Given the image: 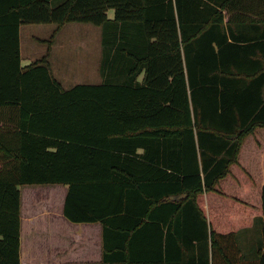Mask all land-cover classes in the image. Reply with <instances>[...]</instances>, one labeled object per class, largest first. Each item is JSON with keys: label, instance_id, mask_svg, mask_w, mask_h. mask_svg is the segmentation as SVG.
<instances>
[{"label": "trees", "instance_id": "obj_1", "mask_svg": "<svg viewBox=\"0 0 264 264\" xmlns=\"http://www.w3.org/2000/svg\"><path fill=\"white\" fill-rule=\"evenodd\" d=\"M73 21L102 27L100 83L53 74ZM26 23L56 27L23 65ZM258 130L264 0H0V264H21V186L47 183L68 185L69 220L103 224V260L64 264H264V174L257 216L249 183L220 191Z\"/></svg>", "mask_w": 264, "mask_h": 264}, {"label": "rangeland", "instance_id": "obj_2", "mask_svg": "<svg viewBox=\"0 0 264 264\" xmlns=\"http://www.w3.org/2000/svg\"><path fill=\"white\" fill-rule=\"evenodd\" d=\"M113 14V9H110L109 15L113 16ZM55 27L56 23H26L21 25L20 33L23 65H27L32 60H36L46 53L48 45L47 42L43 40L51 38ZM52 49L53 53L50 60L52 62L53 74L65 87H71L77 83H97L102 81L99 70L102 52V27L100 25L91 22H68L63 26L61 31L57 33L56 41L53 43ZM62 55L71 63L68 64L67 61H62ZM67 55H70V57ZM58 64L62 66L64 64L62 69ZM96 78L98 80H96ZM244 147L242 156L245 157V153L246 161L244 164L246 166L234 168V179H228L227 185H224V183L221 184L220 191L224 192L225 188L236 186V181H238L239 185L249 183L252 186L256 181V177L264 174V133L261 135V131L259 130L255 132V135L249 138V141ZM63 187H67V185L47 183L35 185L30 187L31 189L23 187V191L24 196L28 199L27 202L35 200V197L41 198V201L34 205L38 207L36 212L40 213L49 210V213L53 215L57 211L59 212L64 209V202L61 197V189H63ZM240 192L242 193V191ZM247 192H249V194L247 193L245 199L249 200L251 206H253L254 215H257L260 211L259 198L256 193L257 189L252 186V189ZM48 197L53 199V202H50L51 200L49 201L47 199ZM241 197L244 198L242 195ZM30 213L33 215V212ZM68 224L74 225L76 223L68 220ZM57 230L67 229L64 226H59ZM259 236L260 228L257 222L242 229L239 238L248 256H250L251 253V246L255 244ZM48 239L49 241L52 239L51 241H54L60 246L63 244L65 246L66 244L61 240L60 235L57 236L54 234L53 236L51 235V237L49 236ZM25 241L26 244H29L33 242V237L26 234Z\"/></svg>", "mask_w": 264, "mask_h": 264}, {"label": "crops", "instance_id": "obj_3", "mask_svg": "<svg viewBox=\"0 0 264 264\" xmlns=\"http://www.w3.org/2000/svg\"><path fill=\"white\" fill-rule=\"evenodd\" d=\"M246 5L248 6L249 9L258 7L256 4L253 3H249ZM52 53H53V49L51 51V55ZM21 55L23 60L22 45H21ZM67 56L70 57V55ZM61 58L62 61H67L68 64L71 63L67 58L63 57V55ZM33 61L34 60H32L31 62ZM50 63L52 68L51 60ZM58 66L62 69L64 64L63 66L61 64L60 65L58 64ZM96 80L98 79L96 78ZM100 82L101 81L97 83ZM65 88H70V87H65ZM35 185L38 184H30V185L27 184L21 186V218H22L21 250H20L21 264H64L68 262H72V263L101 262L104 258L103 224L99 221L98 222L72 221L73 223L76 224L69 225L68 224L69 219L64 215V209H62L63 211L62 210H60L59 212L57 211L58 213L56 212L53 215L49 213V210L47 211L45 210L40 213L36 212L38 207L34 205L39 201H41V198L35 197V200L27 202L28 199H26V196H24V191H23V187H26V189H31L30 187H33ZM61 192H62L61 197L63 198V202H64L63 203V208H64L65 199L68 192V185L67 187H63V189H61ZM47 199L49 201L51 200L50 202H53V199H51L50 197H48ZM30 212H33V215ZM59 226H64L67 230H57ZM26 234L31 235V237H33V242L26 244L25 241ZM54 234L57 236L60 235L61 240H63V242L66 243L65 246L64 244L60 246L56 244L54 241H51L53 238L50 239L49 241L48 237L49 236L51 237V235L53 236Z\"/></svg>", "mask_w": 264, "mask_h": 264}, {"label": "water", "instance_id": "obj_4", "mask_svg": "<svg viewBox=\"0 0 264 264\" xmlns=\"http://www.w3.org/2000/svg\"><path fill=\"white\" fill-rule=\"evenodd\" d=\"M185 195V194H184Z\"/></svg>", "mask_w": 264, "mask_h": 264}]
</instances>
